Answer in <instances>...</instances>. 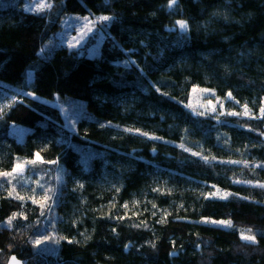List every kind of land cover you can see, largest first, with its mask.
Returning a JSON list of instances; mask_svg holds the SVG:
<instances>
[{"label":"trees","instance_id":"trees-1","mask_svg":"<svg viewBox=\"0 0 264 264\" xmlns=\"http://www.w3.org/2000/svg\"><path fill=\"white\" fill-rule=\"evenodd\" d=\"M48 2L0 0V102L18 92L0 103V172L43 161L0 177V264H264V0ZM72 14L112 18L98 54L54 43ZM194 88L252 116L193 114ZM55 96L91 118L71 131ZM12 124L28 128L22 141ZM35 180L55 189L43 215L27 198L43 191Z\"/></svg>","mask_w":264,"mask_h":264},{"label":"rangeland","instance_id":"rangeland-1","mask_svg":"<svg viewBox=\"0 0 264 264\" xmlns=\"http://www.w3.org/2000/svg\"><path fill=\"white\" fill-rule=\"evenodd\" d=\"M26 5L25 9H31L33 12H40L37 10V4L40 0H25ZM107 16V15H104ZM87 17L88 21L86 22L84 18ZM98 17H102V15H91V14H72L66 16L61 22V28L56 31L54 35V43L59 44L61 46H65L70 50H78L82 55L94 56L99 53L100 46L105 38L104 28L107 21H101L97 19ZM87 23V27L85 24ZM178 26V25H177ZM179 27V26H178ZM88 29H91L90 31ZM196 91L191 90V95L189 98L190 107L189 110L193 112V114L197 113H208L214 115L215 117L227 116L230 112L241 113L240 115H229L236 118H249L252 116L251 111L249 110V115H243L244 107L239 105L232 98H228V95L225 98H220L213 91L208 89V92H204L201 88H194ZM207 89V88H205ZM18 92H8L6 95V99H3L0 103L1 105H5L11 102L16 101V96ZM219 98V101L217 100ZM209 101H211V105H214L216 111L213 112L211 105H209ZM52 106H55L60 110L61 118H63L64 125L71 131L75 130V124L78 119H87L91 118L89 113L84 111V108L79 103H74L68 98L61 99L55 96L54 100H46ZM221 104L223 107H221ZM19 130L20 132H17ZM10 136L14 137L17 141H22L25 133L28 131L27 127H19L18 125L12 124L10 129ZM36 181V180H35ZM220 227H228L224 225H218ZM91 257H95L97 260L103 262L104 258L100 253L97 252H88L87 253ZM118 262L120 264H150L146 263L142 259H135L131 257H121Z\"/></svg>","mask_w":264,"mask_h":264},{"label":"snow or ice","instance_id":"snow-or-ice-1","mask_svg":"<svg viewBox=\"0 0 264 264\" xmlns=\"http://www.w3.org/2000/svg\"><path fill=\"white\" fill-rule=\"evenodd\" d=\"M176 3V0H169V5L168 7L171 8L174 4ZM52 5L51 3L48 2V0H40V2L37 4V10L39 11H43L44 9L46 8H51ZM97 19L101 20V21H107V20H110L112 19L111 17L109 16H102V17H98ZM84 20L87 22L88 21V18L85 17ZM176 24L179 26L180 29L186 31L187 28H188V25H187V22L186 21H183V20H178L176 22ZM85 27H87V23L85 24ZM89 31L91 29H88ZM159 90V89H157ZM193 91H196V89H193ZM204 92H208L209 90L208 89H204L202 90ZM30 95V94H29ZM228 98H231V93H228ZM218 102L219 101V98H217ZM209 105H211V101H209ZM188 107H190V105H187ZM221 107H223V105L221 104ZM244 107V111H243V115H249V109L247 108V106H243ZM211 108H212V111L215 112L216 111V108L214 105H211ZM261 113L264 114V108H261ZM199 115H203L204 113H197ZM229 115H240L241 113H236V112H230L228 113ZM125 131H133L131 129H126ZM136 132L139 133L140 130H135ZM141 135H145L147 136L148 133H140ZM154 139H156L155 137H152ZM181 147H184L183 145H181ZM186 151L188 149H185ZM195 155V153H194ZM207 159V158H205ZM43 162L42 161V158L40 157V154L39 153H36L35 154V158L33 160H30V161H18L17 164L12 168L11 172H0V177H5V178H16V177H22L23 176V173L25 171V166L27 164H32V165H35L37 162ZM54 163V162H53ZM232 163H241V161H233ZM245 163V166H247V162H243ZM9 183H11V180H9ZM37 187L43 189V191L41 193H36L35 189H32V195L27 197L28 199H31L33 203H39L42 211H41V215L44 214V209H47V208H50V201H53V196L55 195V189H52V188H46L43 184H41L38 180L35 181ZM250 183V182H248ZM261 187H264V185H260ZM82 187V185H81ZM13 191H15V188L13 187ZM9 195H12V193L10 192ZM39 195L40 199L37 200L36 199V196ZM227 195L229 194H225V196L221 197V198H227ZM15 198L17 199H20V200H24L25 197L24 196H21L19 195L18 193L16 194ZM125 208H127L128 206L125 204L124 205ZM153 207H155V205H153ZM154 214V213H153ZM18 214L17 213H13V215L8 219V221L6 222L7 225L9 227L12 226V221L16 218ZM20 215H23L22 213H20ZM211 223H214V224H218V225H224V226H228V227H231L232 226V222L229 220V221H225V220H221V221H211ZM247 232L248 233H251V229H247ZM44 239H48V237H45ZM44 239H36L34 241V244L35 245H40L44 242ZM241 239L242 240H246V241H249V242H255V236L254 235H246L244 230L241 231ZM71 242V241H70ZM9 264H20L19 261L16 260V257L13 256L10 258V261H9Z\"/></svg>","mask_w":264,"mask_h":264},{"label":"water","instance_id":"water-1","mask_svg":"<svg viewBox=\"0 0 264 264\" xmlns=\"http://www.w3.org/2000/svg\"><path fill=\"white\" fill-rule=\"evenodd\" d=\"M11 257H13V255H12V256H10V257L7 259V263H6V264H9V261H10V258H11ZM16 260H17V259H16ZM17 261H19V262H20V264H23L21 260H19V259H18Z\"/></svg>","mask_w":264,"mask_h":264}]
</instances>
